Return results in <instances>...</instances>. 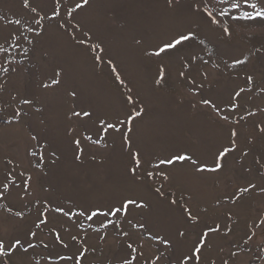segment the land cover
<instances>
[{
  "label": "rangeland",
  "instance_id": "obj_1",
  "mask_svg": "<svg viewBox=\"0 0 264 264\" xmlns=\"http://www.w3.org/2000/svg\"><path fill=\"white\" fill-rule=\"evenodd\" d=\"M237 2L240 7L232 8V0H214L210 10L217 15L220 24H211L202 12L192 8L193 4L203 7V0H172L171 5L168 0H88L83 9L73 14L71 23L80 25L76 29L67 23L64 28L59 26L58 21L65 17L63 7L59 17L47 18L52 14L54 0H29L28 8L24 7L23 0H0V32L4 36L23 33L19 47L0 53V177L12 171L15 184L19 185L10 186L5 197H0V239L7 242L9 238L19 237L37 245L27 254L14 253L8 258L10 264H36L37 261L64 264L54 254L69 253L55 243L53 227L70 243L72 251L75 248L71 247V235L85 240L89 251L82 264H120V258L128 251L123 241L129 238L145 257L161 255L157 264H178L200 231V226L187 221L179 204L187 205L194 214L207 209L201 213V223L206 221L211 225L215 221L222 226L221 233L212 234L207 241L211 247L204 249L201 264H210L211 260L216 264H222L223 260H228V264H249L253 252L258 251L256 245L264 244V225L256 229L248 245L243 243L249 224L264 216V194L258 190L264 186V168L256 164V157L264 156V133L256 127L257 124L264 127V111H260L264 109V92L260 91L264 88V18L244 19L243 13L254 14L264 9V0H250L257 3L255 10L243 0ZM63 3L71 5L72 0H62ZM31 7H36L37 12H31ZM224 9L227 14L219 16L218 12ZM41 15L46 18L37 26L34 19ZM17 19L20 24L15 23ZM29 27L34 31L29 32ZM223 27H227L231 35H225ZM189 29L198 33V39L182 50L185 59L190 53L197 56L188 69L182 67L175 53L161 57L145 54L177 32ZM83 32L91 34L88 44H102V60L113 61L124 80L123 85L115 80L106 63L95 64L94 54L87 44L73 40V33L79 40L84 38ZM199 40L204 43L199 44ZM15 42L9 40V43ZM24 48L28 49L26 53ZM245 57L246 63L232 66L235 59ZM161 63L166 69L165 80L156 84ZM3 68L9 71L5 73ZM57 70L61 71V83L52 85ZM179 71H184L185 77H180ZM204 73H207L206 78ZM248 75L253 76L251 85L246 82ZM189 77L194 84L189 82ZM45 83L50 87L44 88ZM201 84L203 89H200ZM128 88L144 109L143 115L133 121L129 134L131 151L141 154L138 176L143 177L146 171L153 170L150 165L158 159L185 152L197 161V166L211 165L217 150L227 145L229 128L236 127L238 148L226 158L223 171L198 174L191 162H178L161 166L169 175L168 181L154 177L138 182L129 172L133 164L130 150L122 141L125 128L122 127L120 133L110 130L101 144H94L99 138L100 119L116 122L125 118L128 108L124 97ZM241 88L245 92L237 102L242 107L230 115L229 124L219 119L215 109L200 103L202 98H211L221 114L228 115L230 97ZM73 90L77 93L75 97L69 95ZM24 98L32 103L21 104ZM17 108L21 109V116L5 124L4 120L14 117ZM82 110L91 112V117L72 115ZM251 111L256 115L246 114ZM88 135L91 140L85 139ZM74 139L81 140L84 150L79 161L75 159ZM244 150L248 151L247 156H243ZM29 151L36 155H29ZM9 159L11 164L6 162ZM260 164L264 165V159ZM246 168L251 171L246 172ZM22 171L32 177L27 189L22 183L24 178L19 176ZM249 182L255 183L257 189L244 194L235 204L223 199ZM161 185L165 192L163 198L154 191ZM171 193L177 198L183 196L184 200L171 205ZM125 197H140L148 205L143 209L130 206L127 219L145 227L132 228L122 223L121 228L129 232V238L117 236L109 225L107 230L101 229V234L107 231L108 235L100 241L99 234L88 225L99 228L102 217L94 218V223L86 217L79 220L73 217L69 221L61 213H49L47 225L40 229L34 227L44 201L52 206H64L66 211L95 207L103 210L110 205L118 206ZM8 208L12 209L11 213ZM16 212H23V218L16 217ZM228 212L232 213L231 220H226ZM109 219L115 221L117 217ZM120 219L123 221L124 217ZM78 223L84 224V228H77ZM225 224L232 227L228 236L223 234ZM29 229L37 232L35 238L26 235ZM180 231L185 233L183 237L178 235ZM155 234L169 239L171 246L153 240ZM40 241L49 247L45 249ZM231 241H235V245ZM141 243L143 247L139 248ZM92 248L96 251H91ZM231 252L237 255L232 257ZM49 253L53 254L51 260L47 259ZM0 264H4V258H0Z\"/></svg>",
  "mask_w": 264,
  "mask_h": 264
},
{
  "label": "snow or ice",
  "instance_id": "obj_2",
  "mask_svg": "<svg viewBox=\"0 0 264 264\" xmlns=\"http://www.w3.org/2000/svg\"><path fill=\"white\" fill-rule=\"evenodd\" d=\"M222 2V0H221ZM88 0H80V2H75V0H72L71 5L68 3H63L62 0H54V7L52 10V14L50 17H47L48 19H54L56 17H59L61 14V8L63 7L65 17L58 21L59 26L61 28L65 27V24L67 23L69 27H75L76 29H79L80 25L72 24L71 21L74 19V13L77 10L83 9L85 5H87ZM168 3L171 5L172 0H168ZM243 3L250 4V7L252 9L257 8V3L250 2V0H243ZM23 4L25 8L29 7V0H23ZM214 4V0H203V7H201L200 4H193L192 8L194 11L202 12L208 19L211 24H220V21L217 19V15L213 13V11L210 10V6ZM232 8H239L240 3L237 2V0H232L231 3ZM30 11L33 13L37 12L36 7H31ZM227 14V9H224L222 11L218 12V15L223 17ZM257 17L264 18V9L260 11H255L254 14L250 12H244L243 18L244 19H255ZM46 17L44 15H41L39 19H34V23L37 26L41 25V21L44 20ZM241 17H232L234 20H238ZM16 24H20L21 21L17 19L15 21ZM223 32L225 35H231L229 29L227 27H223ZM29 32H33L34 29L29 27ZM37 35H40V32H36ZM23 36V33H20V35H16L15 33H9L8 36H4L2 32H0V53H7L10 47H19L18 41L20 40V37ZM83 39H76L75 34H72L73 40L76 41V43L81 45H88V50L94 54L93 59L97 66H100L102 63H106L112 73L114 74L115 80L120 84H124V80L121 78L119 72L117 71L116 65L113 63L111 59H108L106 61L102 60V54L104 53V48L101 43H95V44H88V40L91 39L90 32H83ZM17 41L15 43H9V40ZM24 39H27L25 36ZM198 39V33L194 30H186L185 32H177L170 40L163 42L162 44L156 46V48L153 51L146 52L145 54L148 56H155V57H161L162 55H170L172 53L177 54L178 59L181 62V65L184 69H188L192 62L197 60V56L194 54H189L187 59H185L184 55L182 54V50L192 45L194 42H196ZM29 43H32V41H28ZM139 43V41H137ZM199 44H203V40L198 41ZM8 44V47H5L4 45ZM23 51L26 53L28 51L27 48H24ZM247 57L244 59H235L233 61L232 66L235 65H241L246 63ZM218 67V66H217ZM3 71L7 73L9 71L8 68H3ZM12 71L15 72L16 69L12 68ZM166 75V69L163 63H161L158 67V78L155 80L156 84H161L165 80ZM178 75L180 77H185L184 71H179ZM206 78L207 73L203 74ZM61 76V71L57 70L55 72V77L52 79L51 84L52 85H59L61 83V80L59 79ZM190 83H195L194 80H192L189 77ZM247 84L251 85L253 84V76L248 75L246 77ZM44 88H49L50 85L45 83L42 85ZM204 85H200V89H203ZM199 90V89H198ZM261 92H264V88L260 89ZM245 92L244 88H241L239 91H235L234 95L230 97L229 104V114L224 115L221 114V109L218 107V105L211 99V98H202L200 100V103L206 106H210L211 108L215 109L217 112V115L221 121H223L225 124H229V117L230 115H234L235 111L240 109L242 106L240 103H238V98L241 97V94ZM69 95L75 97L77 93L73 90L69 93ZM15 99V97H13ZM125 104L127 105L128 111L125 114V118L123 120H117L116 122H108L104 119L99 120V127L97 128V135L98 139L93 141L94 144H101L102 140L105 136L110 134V130L112 133H120L121 128H125L126 131L122 133V141L123 144L127 146V148L130 150V157L133 166L129 168V172L133 177L136 178L138 182H142L145 178L147 180H152L154 177H160L164 181L169 180V175L167 171L163 170L161 166L163 165H169L173 166L177 164L178 162H191L193 166H195L196 173H219L223 171L225 168L226 158L229 156L230 153L235 152L238 148L237 145V137L238 132L236 127H230L229 128V135H228V142L227 145H221V147L217 150V152L214 155V159L212 161V164L209 165L207 163H202L197 166V161L193 160L192 156L188 153H182V154H173L170 157H165L162 159H158L155 163H152L150 166L153 170L146 171L144 173V176H138V170L141 168V154L139 151H131L132 148V141L129 137V134L132 132V123L135 121L138 117H141L143 115L144 109L142 105L138 104L137 101L133 98L132 95V89H127V95L124 97ZM20 103L23 105H30L32 101L30 99L24 98L20 100ZM195 107V105H193ZM39 111V109H37ZM260 111H264V109H260ZM248 116H255L256 112H246ZM73 116H84V117H91L92 113L89 111H81V112H72ZM21 116V109L17 108L14 113V117H9L4 120L5 124L12 123V120L16 117ZM244 116L240 117V120H243ZM237 124H239V121H236ZM259 130V132L264 133V127H262L260 124H257L256 126ZM32 139H36V137H32ZM87 140H91V135H88L85 137ZM73 143L76 145L77 148V154L75 156L76 160H80L81 156L83 155V148L81 145L80 139H74ZM249 143H252L250 140ZM105 146H107L105 144ZM29 155L35 156L36 153L29 151ZM53 156H55V153H52ZM248 151H243V156H247ZM40 161L43 160V154L40 155ZM92 159H95L93 156ZM261 159H264V156H258L256 157V164L260 165L261 168H264V165L260 164ZM8 164H11L12 161L9 159L6 161ZM55 161L53 160V163ZM37 167H39V162L37 163ZM246 172L251 171V169L246 168ZM19 176L24 178L22 183L25 189L29 188V182L31 181L32 177L31 175H25V172H20ZM16 177L14 176L12 171H6L2 177H0V187H2L3 191H0V197H5V193L8 192L10 189V186L19 187V185L15 184ZM163 185L161 187H156L154 189L155 193H157L160 197H165V192L162 191ZM257 185L255 183L249 182L246 186H239L236 191L229 196H225L223 199L225 200H231L233 204H235L239 199H241L244 194L250 193L252 190L257 189ZM259 192L261 194H264V186L259 187ZM171 199L169 200V203L171 205H178V201H183L184 197L181 196L179 198L176 197L175 193H171ZM191 199V197H189ZM37 204H40V201H36ZM220 201L217 200V204H219ZM130 206L134 207L135 209H143L148 207V205L144 202L143 199L140 197H125L121 201H119L118 206L117 205H110L105 209H101L100 207H95L94 209H80L78 211H74L71 208H69L68 211L65 210L64 206H52L47 201H44L42 210L38 212L37 219L34 222V227L36 229H40L42 225L48 224V214L49 213H61L64 217H67L69 221L73 219V217H76L77 220H79L80 217H86L87 221H91L95 223L94 218H103V221L100 223L99 228H92V224L88 225V228L92 229L94 233L99 234V240L104 241L105 238L108 235L107 231H104L101 234V229L107 230L109 225L112 226V231H114L117 236L123 237V238H129V232L124 231L121 228L122 223H127L132 226V228H144L145 225L142 223L134 224L132 220L127 219V216L130 214ZM179 206L182 208L183 212L186 215L187 221L193 225V226H200V231L197 233V239L193 241L191 248L189 251L185 254H182L181 258H179L178 264H201V257L204 254V249L211 247L210 244L207 243V241L211 238L212 234L221 233L222 226L220 223L213 222V224H208L206 221L201 223V213L206 212L207 209H201L200 212L194 214L193 210L190 209L185 204H179ZM7 211L9 213L12 212L11 208H8ZM16 217L23 218L24 213L23 212H16ZM123 216L124 220L122 221L120 217ZM109 217H117V219L114 221L112 219H109ZM232 219V213L228 212L226 216V220ZM262 225H264V216L257 217L255 220H253L249 226L248 231L245 233V238L243 239V243L245 245H248L249 242L253 240V237L256 235V229H259ZM77 228L82 229L84 228V224L78 223ZM53 233H55V243L62 247L64 250H66L69 254L61 255L60 253H55L56 259L64 262V264H69V262H74V264H82L84 260L87 259V252L89 249L85 246V240L81 239L78 235H71L70 236V242L71 247L75 248V251H72L70 248V243L65 242L61 238L60 232L56 230L55 227L51 229ZM64 231H69L68 229H64ZM232 232V227L228 224H225L223 227V234L225 236H228ZM27 236L35 238L37 236V232L32 231L29 229L26 233ZM84 237L87 236V233L83 234ZM179 236L183 237L185 233L183 231H180L178 233ZM130 239V238H129ZM129 239H125L124 245L125 248L128 250L126 255L122 256L120 258V264H157V261L162 259L161 255H155L153 257H145L143 251H138V247L134 246L133 242H129ZM153 240L159 241L163 245L171 246V242L166 237L155 234L152 236ZM40 243L43 245L45 249L49 247L48 244H45L43 241H40ZM235 245V241H231ZM37 245L32 243L31 240L28 241H22L19 237H13L9 238L6 242L4 239H0V258H4V264H10V261L8 258H10L14 253L17 251L21 252L22 254H27L29 249L36 248ZM143 244L141 243L139 245V248H142ZM256 248L258 251L253 252V255L249 261V264H264V244H258L256 245ZM91 251L95 252L96 249L92 248ZM223 251V249H221ZM249 251H252L251 248H249ZM230 255L232 257H235L237 255L236 252H231ZM53 258V254L49 253L47 259L51 260ZM36 264H39V261L36 262ZM210 264H216L215 260H211ZM222 264H228V260H223Z\"/></svg>",
  "mask_w": 264,
  "mask_h": 264
}]
</instances>
